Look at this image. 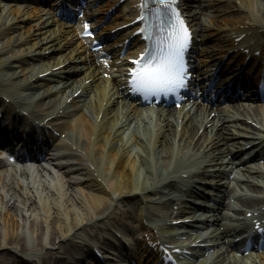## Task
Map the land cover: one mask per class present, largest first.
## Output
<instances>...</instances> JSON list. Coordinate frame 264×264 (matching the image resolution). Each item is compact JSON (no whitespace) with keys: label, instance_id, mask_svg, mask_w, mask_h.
<instances>
[{"label":"bare ground","instance_id":"bare-ground-1","mask_svg":"<svg viewBox=\"0 0 264 264\" xmlns=\"http://www.w3.org/2000/svg\"><path fill=\"white\" fill-rule=\"evenodd\" d=\"M114 1L111 0L105 7ZM184 5L190 21L196 25V32H201L203 37L214 33L217 39L229 45L228 48L246 43L247 37L255 39L257 45L264 43V26L260 23L264 20V0H239L238 4L236 1L233 2L232 7L245 10V14L243 17L239 14H231L225 18L224 32L217 31L222 27L215 21L203 25L200 22L196 23L198 12L190 7L188 0H185ZM20 7L22 5L7 11L0 7V101H4L3 97L8 96L9 103H4L3 106L8 108V114L12 118L6 122L4 128L10 125L12 129L17 130L12 132L19 134V131L23 132L25 127L32 129L38 126L44 133L46 125L49 124L55 130L65 133V138L62 139L59 136L54 137L52 132L48 131L49 134L43 136V146L47 147L48 158L55 167L67 173L74 171L77 174L70 178L69 184L73 196L80 200L83 206L79 211L73 205L68 207L56 192L50 191L44 198L45 196L38 191H30L29 188L24 190L23 186L17 187L15 183L2 180L0 188L6 187L8 193L5 196V206L0 205V250L8 249L34 255L43 251L42 255L38 256L39 263L52 264L54 261L61 264L63 262L53 250L55 244L57 248H63L64 252L70 251L72 243L67 240L72 239L78 229L93 222L94 218L101 220L108 218L113 203L135 206V215L139 219L146 213L149 215L156 213L158 208L153 202L164 193L166 187L174 184L175 172L184 170L181 169L182 163L178 152L183 142L194 136L198 127H202L203 132L196 135L192 144L195 142V147L201 144L202 148L205 147V157L201 160L205 164L202 171L206 172L209 176L208 181L215 187V190L206 189L209 194L216 199H222L223 196L236 197L240 192L233 187L238 179L248 177L246 171L252 173L251 183H254L255 187L259 188L264 184L260 183L262 181L260 178L252 176L258 174L264 180V162L262 166L256 163L246 164L245 155H241L243 144L234 146L238 138L228 135L231 133L230 126L247 124L244 119L221 120L220 126L217 122L203 121L201 124L191 120L179 126L174 116L170 115L167 118L158 112L155 127H152V124L147 125L146 121L142 126L139 124L130 126L133 116L146 115L143 113L145 110L137 111L125 104L114 106L119 93L116 86L110 83L108 85L106 83L108 79L105 78L95 80L97 73L92 67L84 64L86 56L75 47L68 54L62 53L65 44L70 43L67 40L59 44L61 48L56 50L58 53L45 55L41 50L56 48L57 42L54 40L60 28L45 30L40 26L43 23L40 15L52 13V10L31 5L38 18L36 21L33 19L35 22L27 26L26 19H32V12L22 13L19 11ZM117 17L127 20L131 16H127V13L122 11L118 12L110 27L119 24ZM241 18H243V26L240 24ZM210 29L211 32L205 34V31ZM128 32L126 31L124 35ZM241 32H245L246 37L235 43V37ZM66 36L67 34L63 35L65 39ZM244 45L248 47L247 44ZM225 49V46L218 48L219 52ZM239 54L242 60L244 54L240 51ZM58 64L60 65L53 70L52 67ZM46 69L51 73L42 77L37 75ZM77 73L78 77H76ZM112 84L120 83L117 80ZM19 87L30 91L27 99L22 98V100L12 94ZM77 89L80 90L79 94L72 96ZM69 96L70 101L67 100ZM4 107L2 114L6 112ZM255 111H253L255 118L251 115L252 119L262 125L264 117ZM69 112L71 115L77 113L73 123L69 124L70 119L63 123L58 121V116L61 117L62 113ZM244 112L236 111L239 115ZM225 117L227 115H224ZM143 119L146 120L145 117ZM17 120H21L20 126L16 124ZM261 125L256 128L259 130L244 125L243 127L248 131L233 132L237 136L251 137L244 138L247 142H254V145L246 151L247 155L251 151L264 154V138H261L264 134L260 133ZM47 137L52 140L49 147L44 144ZM223 137H227L230 141H226ZM256 139H259L258 143ZM220 143L224 145L221 146ZM229 144H233V148ZM231 151H237L235 154L237 162L243 164V169L246 171L240 174L236 171L234 182L230 184L227 175L232 168L229 163L233 161L220 156ZM82 188L88 190L85 200L80 191ZM253 189L255 188L248 187L245 190L244 194L249 193L251 196L250 198L243 196L241 202L249 205L259 201L264 202V196L259 198L252 192ZM262 190L264 191V186ZM102 194H111L107 204V199ZM18 197L20 203L22 202V208L17 205ZM86 199L90 205L87 209L84 202ZM214 204L216 202L210 204L212 210L210 218L212 223L218 224L222 218L219 211H216L218 206ZM105 208L108 209L96 217L95 210ZM131 210L133 211V208ZM157 227L160 231H169L160 225ZM233 230L223 224L213 228L212 234L226 238ZM71 257L78 261L79 255L75 252ZM248 259H253V254ZM12 262L14 261L10 260L7 252H0V264H15ZM29 263H32L31 260ZM200 264H204V261Z\"/></svg>","mask_w":264,"mask_h":264},{"label":"snow or ice","instance_id":"snow-or-ice-1","mask_svg":"<svg viewBox=\"0 0 264 264\" xmlns=\"http://www.w3.org/2000/svg\"><path fill=\"white\" fill-rule=\"evenodd\" d=\"M146 2L142 0V8L146 7ZM152 2L154 11L137 19L146 21L138 31L151 35L153 47L140 54L130 77L134 90L145 97L176 93L186 86L189 77L185 51L190 45L191 31L179 14L175 0ZM84 34L92 35L87 22Z\"/></svg>","mask_w":264,"mask_h":264},{"label":"rangeland","instance_id":"rangeland-1","mask_svg":"<svg viewBox=\"0 0 264 264\" xmlns=\"http://www.w3.org/2000/svg\"><path fill=\"white\" fill-rule=\"evenodd\" d=\"M67 195L69 196V198H71V195H70V193H69V190H68V192H67ZM83 197H84V195H83ZM85 198V197H84ZM19 201V200H18ZM18 201H17V203H18ZM4 199L2 198L1 199V205H3L4 204ZM73 203L74 205H75V207L76 208H79L80 207V203L77 201V200H75V199H69L68 200V204L69 203ZM85 202V205H86V207H88L89 206V202L88 201H84ZM18 204H21V203H18ZM83 206V205H82ZM85 207V206H84ZM80 238H74V240H79ZM46 250H49V248H45ZM7 252V254H8V256L10 257V260H12L13 259V263H16V261H18L19 262V259H24V261H25V259H36L37 260V257H34V256H30V257H28V255H23V254H19V253H15L14 251H12V250H8V249H1L0 250V252ZM39 255H41V254H39ZM16 259V260H15ZM27 263V262H26ZM17 264V263H16Z\"/></svg>","mask_w":264,"mask_h":264}]
</instances>
